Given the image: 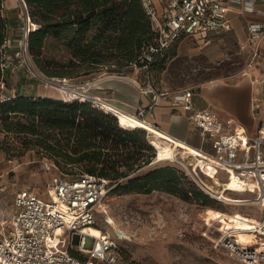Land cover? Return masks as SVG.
I'll use <instances>...</instances> for the list:
<instances>
[{"label": "trees", "instance_id": "obj_1", "mask_svg": "<svg viewBox=\"0 0 264 264\" xmlns=\"http://www.w3.org/2000/svg\"><path fill=\"white\" fill-rule=\"evenodd\" d=\"M5 1L0 0V83L4 80V44L9 39ZM22 1L32 25L29 54L35 67L50 78L101 70L120 76H126L129 69L150 73L170 49L143 68L141 58L156 32L141 0ZM50 45L55 46L51 54ZM0 124L7 133L27 137L26 144L43 148L58 173L94 175L112 186L113 193L163 191L205 206L219 201L179 167L150 166L157 151L148 141L147 131L121 126L118 116L95 107L90 100L0 98Z\"/></svg>", "mask_w": 264, "mask_h": 264}, {"label": "built area", "instance_id": "obj_2", "mask_svg": "<svg viewBox=\"0 0 264 264\" xmlns=\"http://www.w3.org/2000/svg\"><path fill=\"white\" fill-rule=\"evenodd\" d=\"M141 1L156 32L154 42L146 48L141 58L145 64L143 68H147L156 55L164 53L183 37L203 38L231 30L230 12L233 5L240 4L249 12L255 11L253 3L244 4V0H160V9H157L154 0ZM19 16L24 32L27 13L23 6ZM248 33L253 46L252 64L259 56L264 23L249 24ZM22 40L23 37L18 53L23 58ZM7 45L8 40L4 44V51ZM6 67L5 60L3 71ZM0 88L6 89L4 80ZM194 97L193 88H184L174 94L172 104L187 114L190 123L208 141L210 149L172 136L175 141H163V144H169L172 156L161 159L154 145L155 141L161 142V139L147 131L148 140L157 149L156 161L181 163L209 196L221 202L227 200L212 188L213 183L209 184L202 178L198 169L203 174L208 170H216L224 172L227 180L233 175L241 180L243 189L253 194L251 203L263 215L261 220H254L251 231H243L253 233L255 241L243 243L237 237L240 231L225 227L224 221H230L228 213H221L223 220L209 223L216 230L215 223L222 224L218 229L220 235L213 241L242 264H264V119L258 115L257 133L251 137L239 127L233 129V118L223 119L212 109H197ZM11 98L9 96L5 100ZM76 99L84 100L82 97ZM261 104L262 98L255 96L256 113L260 112ZM144 113V109H139L137 116L143 118ZM157 129L165 132L159 127ZM176 141L194 150L189 152L179 147ZM46 168L56 171L49 184L48 197H42L31 187L19 191L14 198L16 212L9 223L2 222L0 225V264H131L124 259L121 248L111 234L101 231L100 237H94L85 232L88 227H97L98 212L104 209L108 183L90 174L78 177L63 175L51 162L46 163ZM214 177L218 176L210 177L212 182ZM222 190L225 191L224 187ZM87 238L92 239L91 247H87Z\"/></svg>", "mask_w": 264, "mask_h": 264}, {"label": "rangeland", "instance_id": "obj_3", "mask_svg": "<svg viewBox=\"0 0 264 264\" xmlns=\"http://www.w3.org/2000/svg\"><path fill=\"white\" fill-rule=\"evenodd\" d=\"M13 1L18 31H8V37L14 36L16 39L14 52L9 54L18 61L17 63H24V68L39 84L50 90L52 97L63 100L82 97L86 100L84 95L93 93L91 95L102 101L101 98L110 95L107 89L94 86L89 90L93 84L82 85L106 74V70L87 75L75 73L62 79L49 77L50 80L45 81L34 75L18 53L20 40L22 37L24 39L25 34L19 16L21 5L16 0ZM54 48L55 46L50 45L49 54L55 52ZM7 54V51H4L5 60ZM249 58L250 53L241 46L232 32L214 34L206 41L185 37L170 46L166 58L159 60L150 73L129 69L127 76L136 77L142 87L150 81L158 92L172 94L183 88L197 89L213 80L235 79L239 77ZM81 88H86L90 93ZM9 96L15 97L13 94ZM9 96L0 95V98L5 100ZM93 105L103 109L94 103ZM124 124L128 125L126 122ZM143 129L161 139V142H154L160 158H170L172 155L167 146L158 144H163V137ZM146 133L148 135V132ZM26 141L27 137L24 135L5 132L0 124V225L2 222L9 223L16 212L14 198L19 191L31 187L46 198L50 181L56 175L55 170L49 171L46 168V163L51 159L50 155L39 146L26 144ZM156 159L157 156L150 166L169 164L179 167L186 174L189 173V169L177 161L158 162ZM198 171L209 184L213 183V186H210L221 194V197L228 199L226 202L217 201L211 206H205L163 191L118 194L111 192L112 186L108 185L104 209L98 212L96 228L116 239L124 259L131 264H242L213 241L220 235L218 229L222 224L215 223L216 230L210 227L209 223L223 220L221 213H228L230 221H224L225 227L228 228L226 224H230L233 228H239L254 220H261L263 215L259 208L251 203L253 194L246 192L234 178L227 180L224 172L216 170H208L205 174L199 169ZM213 175L220 179L214 177L212 182L210 177ZM223 187L225 191L222 190ZM252 237L254 240L250 243L255 241L254 234ZM91 246L92 239L87 238V247Z\"/></svg>", "mask_w": 264, "mask_h": 264}, {"label": "crops", "instance_id": "obj_4", "mask_svg": "<svg viewBox=\"0 0 264 264\" xmlns=\"http://www.w3.org/2000/svg\"><path fill=\"white\" fill-rule=\"evenodd\" d=\"M13 2V0H6L5 5L9 19V29L12 33H16L18 31V22L15 19L16 11L14 10ZM246 2L253 3L255 11L249 12L240 4L233 5L230 12L232 28L229 31L221 33L227 34L232 32L237 36L241 46L250 53L249 62L240 72L239 77L235 79L231 78L232 80H213L202 84L197 89L193 88V90L195 92L194 100L197 109H212L218 112L223 119L233 118V129L239 127L245 130L247 135L253 137L257 133L259 125L258 115L264 119V38L260 46L259 56L251 64L253 46L250 42L251 36L248 33V25L251 23H264V1L244 0V4ZM154 3L157 9H160V0H154ZM212 35L214 34L192 39L206 41ZM13 37L8 39L6 48L8 53L6 59L7 67L3 71L6 89L1 92V95L3 97L12 94L28 97H52L50 90L39 84L27 69L24 68V63H17L18 61L16 62L13 56L9 54L14 52L13 48L16 39ZM135 71L137 72L138 69ZM86 83L93 84L89 90L94 86L107 89L110 92L109 96L105 98H101L99 95L96 96L129 114L137 116L138 110L144 109L143 118H139L165 131L158 130L160 133L156 131L151 132L161 137H163L162 135H167L168 137L175 136L186 140L192 145L210 149L208 141L190 123L187 114L180 108L173 106L172 101L177 91L172 94L158 92L152 84L149 87V82L142 87L136 77L127 75L104 74ZM84 90L90 93L86 88ZM91 94L93 93L89 95ZM257 95L262 98L259 113H256L254 108V97Z\"/></svg>", "mask_w": 264, "mask_h": 264}, {"label": "bare ground", "instance_id": "obj_5", "mask_svg": "<svg viewBox=\"0 0 264 264\" xmlns=\"http://www.w3.org/2000/svg\"><path fill=\"white\" fill-rule=\"evenodd\" d=\"M18 3H20L21 7L23 6L26 10V7L23 3L22 0H17ZM26 13H27V10H26ZM24 39H23V42L22 44L24 45L23 47V58H24V62L25 64L28 66L29 70L34 74L36 75L39 79L45 81V80H50L49 77L43 75L42 73H40L34 66L33 62L31 61V57H30V54H29V51H28V47H27V41H28V35H29V31H30V20L28 19V17L26 18L25 20V25H24ZM84 98L86 100H90L92 101L94 104H96L97 106H100L102 107L103 109H106L107 111H109L110 113L118 116L120 118V125L123 126V127H129V128H134V127H141V128H146L150 131H156V132H159L157 127L155 126H152L151 124H149L146 120L142 119V118H139L138 116L134 115V114H129L117 107H114L106 102H104L103 100H99L97 99L95 96L93 95H89V94H86L84 95ZM124 122H126L128 125L124 124ZM160 133V132H159ZM162 135V133H161ZM164 140H167V141H175L173 140L172 137H168L167 135H162ZM177 142V145L183 149H188L190 151H193L194 149L187 146L185 143L181 142V141H176ZM160 146L162 147H165L167 146V148L169 149V151H171V149L169 148V144L167 143L166 145L165 144H161V143H158ZM189 151V152H190ZM188 153V152H186ZM200 162V161H199ZM232 178H234L236 180V182L242 186V183H241V180H239L238 178H236L235 175L232 176ZM247 192V191H246ZM223 198V197H222ZM226 199V198H224ZM228 200V199H226ZM230 201V200H229ZM254 224L255 222H250L249 224H244L242 225L241 227L239 228H234V229H237L238 231H240L237 235L238 237V240L243 242V243H250V241L254 240V238L252 237V234L253 233H248V232H243V231H251V229L254 227ZM225 225V224H224ZM228 225V228L227 229H230V228H233L232 226H230V224H226ZM85 232L88 233L89 235H92L94 237H100L102 232L99 228H96V227H88L85 229ZM104 232V231H103ZM240 234V235H239Z\"/></svg>", "mask_w": 264, "mask_h": 264}]
</instances>
